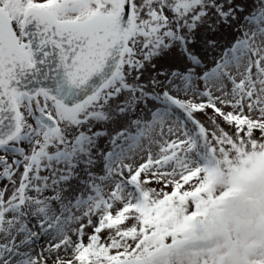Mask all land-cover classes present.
<instances>
[{
  "label": "snow or ice",
  "instance_id": "6c2138e0",
  "mask_svg": "<svg viewBox=\"0 0 264 264\" xmlns=\"http://www.w3.org/2000/svg\"><path fill=\"white\" fill-rule=\"evenodd\" d=\"M0 264H264V0H0Z\"/></svg>",
  "mask_w": 264,
  "mask_h": 264
}]
</instances>
